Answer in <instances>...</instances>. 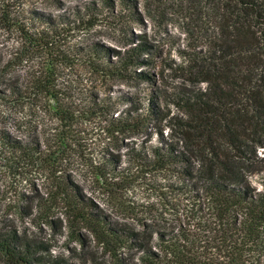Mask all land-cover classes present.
Wrapping results in <instances>:
<instances>
[{
    "label": "trees",
    "instance_id": "1",
    "mask_svg": "<svg viewBox=\"0 0 264 264\" xmlns=\"http://www.w3.org/2000/svg\"><path fill=\"white\" fill-rule=\"evenodd\" d=\"M74 1L0 0V101L24 128H0V170L27 189L0 264H264V0H180V62L131 32L137 0Z\"/></svg>",
    "mask_w": 264,
    "mask_h": 264
},
{
    "label": "rangeland",
    "instance_id": "2",
    "mask_svg": "<svg viewBox=\"0 0 264 264\" xmlns=\"http://www.w3.org/2000/svg\"><path fill=\"white\" fill-rule=\"evenodd\" d=\"M81 1L86 0H75L72 4L80 3ZM137 2L139 21L131 23V32L134 33L136 37H143L149 40L154 47L153 52L156 55V59H164L168 62H180L181 58L178 55L179 49L184 50L189 42L193 43V38L185 33V31L189 29V21L185 14L182 13L183 9L180 0H137ZM40 7L49 9L42 5ZM98 31L101 32L96 34L97 38L103 43L121 49L118 44L121 38L118 34L114 33L113 30L107 27H100ZM161 69L162 67L157 68L155 70L156 73ZM16 73L17 75L21 74L19 72ZM165 73L167 74L168 71L165 70ZM120 88L124 91L142 90L144 93L149 89V86L148 84H143L139 87L117 85L115 90H119ZM17 117L18 116H11L9 109L3 106L0 101V128L9 129L15 136H22L24 128L18 123ZM152 142L156 143V137ZM260 153H262V150ZM13 181L14 180L8 176V173L5 172L4 168H2V170H0V219H2V221L3 216L14 210L13 203L17 198L16 192L27 190L25 184L20 185L17 183V180L16 183H13ZM9 218L21 224L20 219H16V217L14 218L12 215H10ZM45 232L46 234L43 235L44 237L47 239L52 237L53 239L51 242L53 246L52 253L61 254L64 241L61 239V235L56 234L54 236L49 229H45ZM75 247L77 251L68 254V256L74 257L77 263H82L84 261L82 255L85 251L77 245ZM89 253H86V258L88 259L87 264H94ZM96 261L99 263L101 260Z\"/></svg>",
    "mask_w": 264,
    "mask_h": 264
}]
</instances>
